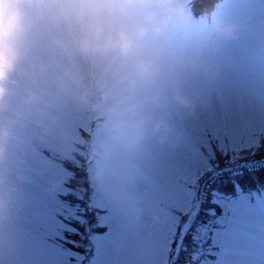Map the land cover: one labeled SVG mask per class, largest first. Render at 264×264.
<instances>
[{"label":"rangeland","instance_id":"374dc122","mask_svg":"<svg viewBox=\"0 0 264 264\" xmlns=\"http://www.w3.org/2000/svg\"><path fill=\"white\" fill-rule=\"evenodd\" d=\"M187 1L0 0V264H168L197 174L264 151V0L210 26ZM90 113L109 116L91 174L108 230L86 260ZM221 203L214 264H264V192Z\"/></svg>","mask_w":264,"mask_h":264},{"label":"trees","instance_id":"16d2710c","mask_svg":"<svg viewBox=\"0 0 264 264\" xmlns=\"http://www.w3.org/2000/svg\"><path fill=\"white\" fill-rule=\"evenodd\" d=\"M200 1H201V5H207L213 2V0H200Z\"/></svg>","mask_w":264,"mask_h":264},{"label":"bare ground","instance_id":"6f19581e","mask_svg":"<svg viewBox=\"0 0 264 264\" xmlns=\"http://www.w3.org/2000/svg\"><path fill=\"white\" fill-rule=\"evenodd\" d=\"M99 164H101V163H99Z\"/></svg>","mask_w":264,"mask_h":264}]
</instances>
